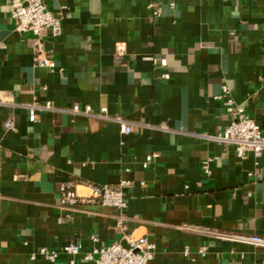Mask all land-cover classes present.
Listing matches in <instances>:
<instances>
[{
  "label": "crops",
  "instance_id": "1",
  "mask_svg": "<svg viewBox=\"0 0 264 264\" xmlns=\"http://www.w3.org/2000/svg\"><path fill=\"white\" fill-rule=\"evenodd\" d=\"M8 1L0 0V264H71L62 252L70 243L81 248L74 264H94L84 255L122 241L118 211L61 209L59 186L74 182L88 196L89 184L122 181L131 183L128 231L155 244L151 264H264V248L207 233L264 238V155L242 160L212 139L231 120L217 99L224 85L264 131V0H45L63 21V35L44 33L39 45L54 71L35 65L37 38L15 33ZM47 102L52 109L31 122V106ZM10 119L15 131L5 128ZM148 155L157 158L145 168Z\"/></svg>",
  "mask_w": 264,
  "mask_h": 264
},
{
  "label": "built area",
  "instance_id": "2",
  "mask_svg": "<svg viewBox=\"0 0 264 264\" xmlns=\"http://www.w3.org/2000/svg\"><path fill=\"white\" fill-rule=\"evenodd\" d=\"M11 21L14 25L15 33L19 35L32 34L37 38L38 48L35 54L34 62L39 67L50 70H56L57 66L54 61L47 58L40 52V41L44 33H49L52 39H59L63 35L62 17L52 12L45 0H9ZM153 7V5H152ZM159 15L157 11L155 13ZM127 51L126 45L119 44L116 46L117 54H124ZM155 67L165 69L167 60L150 59ZM162 78L169 79L167 73L162 74ZM224 102L227 113L231 120L229 125L222 133L212 139L225 144L231 145L236 149L237 155L244 160L249 154L256 157L264 155V131L257 125L246 113L243 107L237 106L234 102L232 92L227 85H224L221 94L217 98ZM37 109L51 110L52 103L47 102L45 105L31 106L30 121L35 122L37 119ZM74 112L80 113V107L75 106ZM121 125L123 134L131 133V127L126 122L118 120ZM8 131H15V123L8 120L5 124ZM157 155H148L144 163L147 168L156 161ZM215 158L207 157L202 164L203 171L206 175H211L210 165ZM252 176V175H251ZM131 186L128 181H122L116 186H98L89 184L91 194L81 196L75 190L74 182H64L59 186L61 209H76L80 205H99L106 208H113L118 211L117 227L122 232V241L110 246H101L94 249L93 252L84 255L83 259L94 264H151L155 257V244L146 236L134 238L129 233L126 225L125 211L128 207L126 199V189ZM189 231L199 232L196 227H186ZM212 237L242 245H249L264 248V238L257 235H242L232 233H221L216 231L207 232ZM93 241L97 242L98 238L92 236ZM206 248H201L199 253L206 255ZM62 252L73 257L71 264H74L75 258L81 255V248L76 243L66 245ZM189 248L185 249V255H189ZM38 254L45 257L51 262L58 260L60 252L42 248Z\"/></svg>",
  "mask_w": 264,
  "mask_h": 264
}]
</instances>
